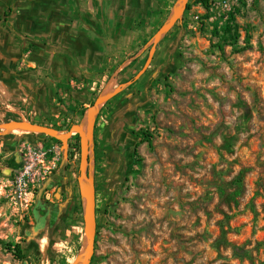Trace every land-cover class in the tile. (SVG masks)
Here are the masks:
<instances>
[{"label":"rangeland","instance_id":"374dc122","mask_svg":"<svg viewBox=\"0 0 264 264\" xmlns=\"http://www.w3.org/2000/svg\"><path fill=\"white\" fill-rule=\"evenodd\" d=\"M171 1L136 12L137 0H0V124L10 111L59 137L0 130V264H51V247L75 264L84 250L89 183L59 82L87 110L112 94L86 170L99 185L94 248L76 264H264V0H210L209 10L188 0L183 24L160 33ZM232 13L251 46L222 53L214 45ZM139 129L154 139L137 147L142 164ZM31 158L35 195L21 210L6 186Z\"/></svg>","mask_w":264,"mask_h":264},{"label":"trees","instance_id":"16d2710c","mask_svg":"<svg viewBox=\"0 0 264 264\" xmlns=\"http://www.w3.org/2000/svg\"><path fill=\"white\" fill-rule=\"evenodd\" d=\"M197 2L201 3L205 9L209 10L210 0H197ZM175 3H176V0L171 1L169 8L166 11V19H168L169 15L171 14V11H172L171 9L174 7ZM190 7H191V3L188 1L185 9L188 10V9H190ZM177 22L180 25L183 24L181 19H179ZM240 28H241V26L236 20V15L234 13H232L230 15L228 21L226 22L225 26H224L223 33L220 35L219 41L214 46L217 47L222 53L225 51V47L227 45L232 46L234 52H242V51H245L246 49H248L251 46V35L249 32H246V37L244 39V45H240L239 44V40L241 37ZM136 54H137V52H134V54H132L128 59L135 57ZM121 72L122 71H120V73ZM57 88L60 92H64V93L69 95L68 98L70 99V103H67L68 111L74 117L77 116V118H78L76 120L70 121V123L67 125L65 130L67 132H70L73 126L79 125L81 123V120H82L83 116L85 115L87 107H85L84 104H82L81 107H78L77 105H75V103L77 102V99L73 97V93H72L70 84L59 82L57 84ZM96 99L89 102V103L94 105ZM60 100L67 102L63 99H60ZM105 106H106V104L100 109V113H102L105 110ZM5 119H6V121H12V120L21 121L22 120L19 114H16V113H13L10 111L6 112ZM54 128H56L57 130H62L59 127H54ZM130 133L134 137L138 138L137 145L134 148V154L137 157L138 163L142 164V158L138 153L137 147L139 146V144L148 143V145L151 148H153V145H154L153 134L147 129H139L136 131L130 130ZM5 136L10 138V137H14L16 135L11 133V134H6ZM69 139L73 140L75 144L80 146L79 150H81V135L79 133L70 135ZM100 149L101 148H100V144L98 141V137L95 134V136H94V159H95V165L97 168L99 167V164L101 162V150ZM97 173H98V171L96 172V175H97ZM95 186H96V193H98L99 192V185H97V183H95ZM7 246H8L7 249L14 255V257L17 260H24L25 259L26 256H25V253L23 252V249H22V246L20 243H16V244L8 243ZM48 255H49V259H50L51 264H70L67 257L63 256L62 252H56L53 249V247L49 248Z\"/></svg>","mask_w":264,"mask_h":264},{"label":"water","instance_id":"95a60500","mask_svg":"<svg viewBox=\"0 0 264 264\" xmlns=\"http://www.w3.org/2000/svg\"><path fill=\"white\" fill-rule=\"evenodd\" d=\"M178 1L179 0H176V3ZM187 2H188V0L185 1L183 10L186 8ZM176 3H175V5H176ZM175 5H174V7H175ZM183 10H182V12H183ZM182 12L178 15V17L176 19H174L172 22H170V24H169L168 19H167L159 32L161 33L162 31L167 30L171 25H173L177 20H179L181 18ZM171 13H172V11H171ZM111 96H112V94H108V93L104 94V95L101 94L96 99L95 104L92 105V107L94 108L99 103L102 106ZM98 110L99 109H96L91 128H92V126L96 120ZM79 125L73 126L71 131L68 132V139H69L70 135H72V130L76 128L77 133H79L81 135L82 175H83L84 179L89 183V185H87L85 183L82 184L83 189L87 188L88 198H89L88 209L87 210L85 209V217H86V222H87L86 223V230L88 231L87 238H88L89 249L81 252L78 255L76 263H78V261H80L83 258L86 259L87 262H89V259L91 258L93 248H94V235H95V214H94L95 182L93 181V179L91 177H88L87 173H86L87 164H89V162L91 160V153L93 152V148L91 145L92 133H91V129H90V131H89L90 136H89V134H86L83 130L80 129ZM11 126L29 127V128H33L35 130H41L42 132H45V133L51 134L52 136L58 137V135H56L55 132L52 131L50 128L44 127L42 125H37L34 123L25 122L22 120L21 121H18V120L8 121L7 123L0 124V130L1 129H7ZM62 142H63V145H66V140H62ZM93 145H94V143H93ZM84 207H85V205H84ZM90 218H91V220H90Z\"/></svg>","mask_w":264,"mask_h":264},{"label":"built area","instance_id":"2783aa9c","mask_svg":"<svg viewBox=\"0 0 264 264\" xmlns=\"http://www.w3.org/2000/svg\"><path fill=\"white\" fill-rule=\"evenodd\" d=\"M37 163L35 158L27 160L22 167L18 168L15 177L9 180L6 187L10 191L6 197L10 202L19 209H27L34 198V192L30 189L29 183L31 175H34Z\"/></svg>","mask_w":264,"mask_h":264},{"label":"bare ground","instance_id":"6f19581e","mask_svg":"<svg viewBox=\"0 0 264 264\" xmlns=\"http://www.w3.org/2000/svg\"><path fill=\"white\" fill-rule=\"evenodd\" d=\"M186 0H179L175 7L172 10V13L169 15L168 17V22L170 24V22H172L174 19H176L178 17V15L182 12L184 4H185ZM101 106V104H97L94 108L90 107L86 112L85 115L83 116L82 120H81V124L79 125L80 129L83 130L86 134H89L90 136V129H91V125L95 116V112L96 109H99ZM10 128H26V129H33V128H29V127H24V126H11L7 129ZM91 138V137H90ZM92 140V139H91ZM83 198H84V205H85V209H88L89 206V198H88V190L87 188H84L83 191ZM87 236H88V231L85 234V241H84V250L85 251V247L87 248Z\"/></svg>","mask_w":264,"mask_h":264},{"label":"crops","instance_id":"0c3cea01","mask_svg":"<svg viewBox=\"0 0 264 264\" xmlns=\"http://www.w3.org/2000/svg\"><path fill=\"white\" fill-rule=\"evenodd\" d=\"M150 1H151V0H137V8L135 9L136 12H137V10L140 11V10H139V9H140L139 6H141V4H145V3H146V4H149Z\"/></svg>","mask_w":264,"mask_h":264}]
</instances>
